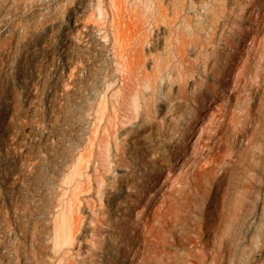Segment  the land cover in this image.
Masks as SVG:
<instances>
[{
	"label": "rangeland",
	"instance_id": "obj_1",
	"mask_svg": "<svg viewBox=\"0 0 264 264\" xmlns=\"http://www.w3.org/2000/svg\"><path fill=\"white\" fill-rule=\"evenodd\" d=\"M0 264H264V0H0Z\"/></svg>",
	"mask_w": 264,
	"mask_h": 264
},
{
	"label": "built area",
	"instance_id": "obj_2",
	"mask_svg": "<svg viewBox=\"0 0 264 264\" xmlns=\"http://www.w3.org/2000/svg\"><path fill=\"white\" fill-rule=\"evenodd\" d=\"M78 8V6L77 7H75V9H77ZM32 10V9H31ZM71 22V19H68V24ZM73 22V25H75V23H74V21H72ZM70 25V24H69ZM3 31H4V29H3ZM55 135H57V134H55Z\"/></svg>",
	"mask_w": 264,
	"mask_h": 264
},
{
	"label": "bare ground",
	"instance_id": "obj_3",
	"mask_svg": "<svg viewBox=\"0 0 264 264\" xmlns=\"http://www.w3.org/2000/svg\"><path fill=\"white\" fill-rule=\"evenodd\" d=\"M96 9H98V11H100V9H101L100 4L97 5Z\"/></svg>",
	"mask_w": 264,
	"mask_h": 264
}]
</instances>
